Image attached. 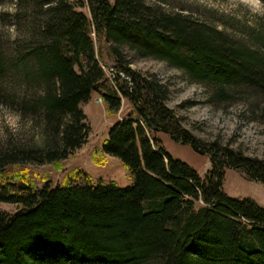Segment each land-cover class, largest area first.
I'll list each match as a JSON object with an SVG mask.
<instances>
[{
  "label": "trees",
  "instance_id": "trees-1",
  "mask_svg": "<svg viewBox=\"0 0 264 264\" xmlns=\"http://www.w3.org/2000/svg\"><path fill=\"white\" fill-rule=\"evenodd\" d=\"M187 11L179 0H0V105L36 133L0 149V203L19 207L0 209V264H264V207L223 190L226 168L264 184V159L198 141L169 108L168 86L132 67L163 61L212 106L247 98L264 122V33L245 30L250 45ZM94 94L110 116L123 100L131 107L96 161L118 158L132 184H93L78 170L56 187L39 176L38 188L21 165L61 170L88 140L82 105ZM160 133L209 157L205 177L173 158Z\"/></svg>",
  "mask_w": 264,
  "mask_h": 264
},
{
  "label": "rangeland",
  "instance_id": "rangeland-1",
  "mask_svg": "<svg viewBox=\"0 0 264 264\" xmlns=\"http://www.w3.org/2000/svg\"><path fill=\"white\" fill-rule=\"evenodd\" d=\"M71 1L75 2V0ZM179 1L194 18L225 29L233 35H238L250 45H253L255 41L246 31L260 30L264 33V4L262 0ZM12 8L13 1H9L4 6L6 10ZM77 10H82L90 16L87 7L82 9L77 7ZM93 37L97 46H100L95 34ZM103 47L104 50H107V46L103 45ZM107 62L110 64L109 61ZM132 67L142 73L155 74L168 86L169 108L175 111L183 126L198 141L203 144L218 142L221 146L239 149L247 156L264 159V122L257 119V112L247 102V98L237 97L235 100L238 101L237 103L227 108H217L208 102L204 87L189 82L181 70L173 68L163 61L135 59ZM108 75L111 77L110 73ZM82 107L90 126L88 140L80 150L74 152L69 159L64 161L63 168L55 170L49 164H26L21 165V168L30 169L38 188L44 185L39 176L49 174L50 184L52 187H56L66 185L68 179L74 176L78 170L88 173L93 184L102 182L115 184L121 188L130 186L132 184L131 176L118 158L108 156L105 164H99L96 161V156L99 154L97 150L102 148L110 128L131 111L130 105L126 100H123L120 112L110 116L107 114L100 96L94 94L91 101L83 104ZM256 107L254 109L257 110ZM20 120L17 113L0 105V149L8 141L10 142V135H13L19 144H28L33 140L35 131L27 121L21 124ZM157 136L173 158L189 165L201 177H205L211 169L209 157L194 152L189 146L173 142L165 134L160 133ZM223 190L232 198H251L264 207V184L249 179L243 171L226 168ZM18 208L14 204L0 203V209L10 214L16 212Z\"/></svg>",
  "mask_w": 264,
  "mask_h": 264
}]
</instances>
